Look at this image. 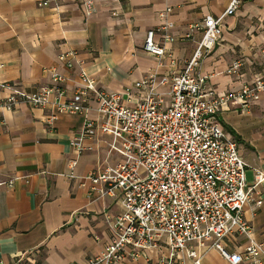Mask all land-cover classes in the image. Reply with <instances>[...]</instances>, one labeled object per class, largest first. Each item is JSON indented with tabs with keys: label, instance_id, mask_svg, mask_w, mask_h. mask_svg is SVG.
<instances>
[{
	"label": "crops",
	"instance_id": "1",
	"mask_svg": "<svg viewBox=\"0 0 264 264\" xmlns=\"http://www.w3.org/2000/svg\"><path fill=\"white\" fill-rule=\"evenodd\" d=\"M0 0V101L13 86L34 95L51 87V72L65 78L66 101L79 87L83 70L99 90H132L135 81L181 72L201 39V32L184 35L190 25L205 17L220 16L228 0ZM92 1L87 18L82 3ZM166 8L176 40L164 43L163 59L143 51L146 33L155 31L158 14ZM112 14H115L113 16ZM155 42L161 43L156 32ZM74 53L68 69L60 55ZM240 60L242 77L229 75L230 65ZM264 73V0H244L235 15L224 18L221 38L204 57L194 74L205 79L212 95L235 94L242 82ZM165 87H159L163 93ZM95 103L88 101L82 114H59L53 104L13 111L0 108V184L16 178L11 189L0 186V264H11L20 254L39 249V264H85L109 243L108 221L120 212L117 197H100L89 175L97 168L119 161L109 153V135L99 136L92 151L77 155L69 142L85 120L95 118ZM217 121L235 141L247 165L248 186L255 170L264 174V96L247 108L222 110ZM264 199V182L258 186ZM244 219L253 239L264 244V203L246 205ZM230 249L241 251L243 238L229 239ZM199 253L200 250L196 249ZM166 248L148 250L145 256L120 264H158ZM264 264V258H261ZM186 264H189L187 261ZM200 264H228L214 250ZM241 264H246L245 262Z\"/></svg>",
	"mask_w": 264,
	"mask_h": 264
},
{
	"label": "built area",
	"instance_id": "2",
	"mask_svg": "<svg viewBox=\"0 0 264 264\" xmlns=\"http://www.w3.org/2000/svg\"><path fill=\"white\" fill-rule=\"evenodd\" d=\"M44 0L41 7L56 3ZM244 0H228L218 17H205L190 25L185 38L201 32L192 57L181 72L157 78L155 74L137 80L132 90L112 93L99 90L96 83L80 70V87L67 98L65 78L51 72V87H40L29 95L13 86L0 101V108L13 111L25 104L44 108L53 104L59 114H82L87 103H95V118L85 120L69 147L81 155L91 152V142L109 135V153L119 157L110 166L95 169L88 177L92 191L99 185L100 197H117L120 212L108 221L111 233L102 252L85 264H120L125 258L134 261L148 250L166 248L158 264H200L214 250L228 264H262L264 244L253 239L244 219V207L260 208L264 199L258 186L264 174L255 170V180L248 186L247 165L238 154L235 141L217 121L224 109L247 108L264 96V73L244 81L231 95H212L205 90V79L194 74L199 62L221 38L224 18L233 16ZM87 18L94 13V3H82ZM171 8L158 14L160 25L146 33L143 51L158 60L165 56L164 43H172ZM115 16V14H112ZM162 42H155V33ZM74 53L60 55L70 69ZM240 60L227 73L242 77ZM159 87H165L163 93ZM16 178L1 183L11 189ZM243 238L241 251L230 249L229 239ZM196 249L200 250L199 253ZM39 249L18 255L11 264H39Z\"/></svg>",
	"mask_w": 264,
	"mask_h": 264
}]
</instances>
